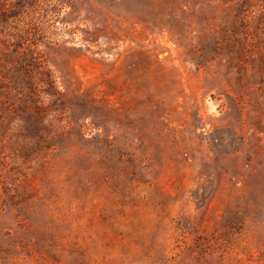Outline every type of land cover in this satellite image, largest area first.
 <instances>
[{
    "label": "rangeland",
    "instance_id": "obj_1",
    "mask_svg": "<svg viewBox=\"0 0 264 264\" xmlns=\"http://www.w3.org/2000/svg\"><path fill=\"white\" fill-rule=\"evenodd\" d=\"M0 264H264V0H0Z\"/></svg>",
    "mask_w": 264,
    "mask_h": 264
}]
</instances>
